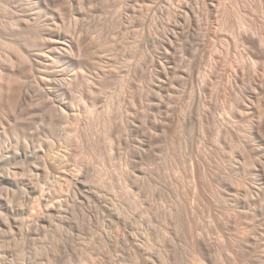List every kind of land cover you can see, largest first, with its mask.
Wrapping results in <instances>:
<instances>
[{
    "label": "bare ground",
    "instance_id": "6f19581e",
    "mask_svg": "<svg viewBox=\"0 0 264 264\" xmlns=\"http://www.w3.org/2000/svg\"><path fill=\"white\" fill-rule=\"evenodd\" d=\"M2 1L3 2L1 3L3 4H0V15L3 16V13H10L11 19L10 20L0 19V118H1L0 150L5 149L4 153L2 151L0 152V164L6 160L7 161L24 160L25 163L27 161L28 163L36 162V165H33V170L36 172L43 171L44 173L43 180L45 181L44 185H46V183L52 186H56V185L60 186L63 185V183L74 184L72 185L75 186L74 187L75 191L72 193L73 197L72 195L66 197V203H63L62 205H66V206L69 205L68 202H70V197L73 198L72 201H76L78 200V198L82 199L86 195H89L90 197L94 198L93 200L97 202L99 206H101L100 209L102 216H101L100 224L104 226L103 228L106 227L110 229V230L107 229L109 232L106 231V235L108 233V235L106 236V238H108V241L105 239L107 242L105 241L106 243L105 246L101 248L104 250L103 252H101L102 250L100 251V253H103V256L100 257L101 259H99L98 261L99 264H264V85L262 83L264 80L260 82L262 86H260L259 82L257 83L259 84L258 85L259 87H257V89L255 88L256 86L253 87L254 84L257 85L255 83L257 81L254 82L252 81L253 84L250 83L252 84V86L249 85L248 86L249 88L246 87L247 89H250V91L248 90L249 94L247 95V89H246L245 92L247 96H244L245 98L241 97L243 100L242 101L243 104H241L240 110L239 108H237V110L239 111L237 113H240L242 116L244 115L245 117H246L245 114L248 115L247 118L244 119L245 122L248 124L247 125L248 129L245 132L244 131L241 132L240 129H236V128L234 129L233 126L230 124V122L229 123L225 122L227 120L224 119L225 118L224 116L223 119L225 121H222L223 119L220 120L221 117L219 118L217 116L216 111L214 109L215 105L214 106L210 105V103L214 104V102H209V99L207 100L205 96V92H207L206 90L209 86L207 88L206 86L204 87L205 82L202 85L201 84L197 85L198 87L195 86L196 82H201L200 81L201 79L203 78L205 79L206 76L208 77V75H206L205 77L202 76L205 75V73L203 74L200 73L202 78L200 76V80L198 79L199 80L198 81L196 78L199 72L197 71L198 73H196L195 69H193L195 66H193L192 68L193 70H190L191 67L190 69H188L189 70L188 73H190L189 75L187 74V72H185L187 69H184V72L189 76V78L182 77V79H180L179 82L181 80L185 81V79L187 80L188 78L190 80L189 82L191 85L188 82V84L190 85V86L188 85L189 88L183 90V92L181 89V94L179 95L184 97L183 100H185L186 99L185 97L187 96L190 97L192 96V99L195 98V100H192L190 97L189 98L192 101H195L194 103L195 106L197 102L198 106L195 107V110L191 109V107H193V104L191 107L186 108L182 105L185 104V102H186L185 104L186 106L189 105L191 100L189 101V99H186L185 102L182 103L181 105L180 103L183 102V100L181 101L180 99L182 98L180 97L179 99L180 101H178L180 103L178 104L181 106L179 107L176 106L178 107L177 109L175 107L177 102L175 105H173L172 100L174 102L175 99L171 98V97H176L173 96L174 95L173 92H176L178 88L175 87L177 89L175 88L173 89L174 87V86L172 87L173 81L172 83H170L169 77L171 79L173 78V80L174 79L176 80V77H173L172 75L176 76V74L174 73H177L179 71V68L177 67H179V65L181 66L182 64L181 61L183 62L184 60L178 58L180 56V53L178 56V52H180L179 49H181L182 46H185L183 45L184 43L181 44L180 41L182 39H186L189 42L187 44H190L191 42L192 44L188 46L191 47V51L194 55L193 58L198 57L201 54V46L205 45L204 47L206 48V43H207L206 40H208L209 38L208 36V38L206 39V34H208L206 32L210 33V31H208V27H210V24L213 23V22L210 23V21H213L211 19H213L214 12L217 10V6H219L216 4L218 3L220 4V2L222 1L220 0V2L218 3H215V0H134L133 1L136 2L134 3L136 4V8L133 11L135 13L133 17L134 27H135V31L133 30L135 37L133 38L135 39V41L133 40V42L132 41L131 42L133 43V45L135 44V46L132 45V47L136 49V52H138L140 58L137 56L138 57L137 59V57L134 56V53L133 56L137 60L139 59L142 60V63L144 62V64L151 63L153 67L151 68L152 71L150 69L147 70L149 67L146 66L147 72L144 69L145 72L142 73V71L144 70L140 69L139 64H136L137 62L140 61L133 62L132 60H136V59L132 58L131 60L129 57L128 60L129 62L132 61L134 63V67L136 64L138 65V67L137 66L136 67L139 68L140 71L142 70L140 72L141 74L139 73V75L142 76V74H145L144 76L146 78L143 76V78H145L144 80L145 83H146V79L148 78L147 82L151 84L152 82H150V79H152L153 88L152 86L151 88L153 89L155 94L160 96V99H156L158 98V96H155L153 94H151L150 96V93H152L153 91L149 92L148 96L152 97L153 95L155 96V99L150 100L147 94L144 95L143 97L144 98L147 97L149 100L145 99L147 100V103L144 105L139 100L140 103L143 105L142 107L143 111L142 112L139 110L135 111V109L133 111L130 110V112L132 113L134 112V115L128 112L129 114H131V116L133 115L134 117L133 121L131 120L132 118L128 119L131 120V124H126L128 126L130 125L129 129L128 126L126 127V125L123 124V122L122 123L119 122L122 119V117L119 116V118L121 119L118 120L117 117L115 116L117 106L115 107L116 102L114 101L115 100L114 98L119 95V92H117L116 90L115 91L118 94L115 91L110 92L112 94L115 93L116 95L115 97L113 96L114 97L113 98L111 94H109L113 98L112 99L110 97V100L112 99V101L106 100L107 98L105 99L106 100L105 101L103 98L106 95L102 93V90L106 91V88L105 89L103 88V84L101 81L103 79V76L106 74L104 75L102 74V65H104L102 63V57L104 55L101 52L102 50L101 49H97L99 51L95 50V52L97 51V54L93 55L94 57L91 56L92 59L90 57L91 52L89 51H91L90 48H92L91 44L94 43L96 45L97 40L101 41L99 39L102 37L99 34V38L97 37L96 38L97 40L95 39V42L93 40V43L91 42V44L88 45V43L90 42H86V41L89 37V32H90L89 30L82 28L81 34L77 36L76 30L77 28L80 29V27H77V25H79L80 21H82L80 15L84 13V11L83 13H81L82 9L84 8L83 4L85 5L86 3H88V0L87 1L74 0L76 2L75 4H77L76 5L78 10L77 13L80 14L77 15V17L74 16V14H72L73 13L72 10L73 11L75 10L72 9L74 2L73 0H11V3L13 5L10 6L5 5V3L7 2L6 0H2ZM253 1L255 0H248V3H253ZM223 5L224 3L222 4V7L226 8L224 7L225 5L224 6ZM229 6L228 8H226V10H229ZM219 7L222 8L221 6ZM238 12L240 13L241 11L238 10ZM237 13H236L237 15L236 23L235 22L234 23L237 24L236 26L239 27L237 29V30L240 29L239 32L242 31L241 29H243L242 32H244L243 33L244 37H242L241 35L238 41L241 40V38H244L242 39V41L244 40V44H246V48L245 47L244 48L246 49L245 53L247 54V57L250 60V62L248 61V63L250 65L252 63L256 64L259 59H260L259 61H261V59L264 58V33H263L264 26L263 27L261 26L264 24H261L260 21H259L260 24H256L259 22H255L253 24L254 20H252L253 21L252 23H250L251 21L247 22L248 19L246 20V17L244 16L245 14H242L243 12H241L242 15ZM155 15L156 18L157 16H159L157 20L154 19L155 21H158L157 23L155 21L153 22V18ZM226 15H224L223 17H225ZM263 17H264V13H263ZM223 19H227V16L226 18ZM262 23H264V20L262 21ZM80 26L82 27L81 24ZM97 30L98 29H96V31ZM234 32L238 33V31H234ZM204 36L206 40H204ZM94 38H95V34H94ZM236 39L237 37L235 38V40ZM229 45L230 44H228L227 46ZM240 45L237 46L240 47ZM134 48H133V52L135 51ZM153 48L157 49V51L155 50L157 54L151 52ZM191 51L189 53H191ZM100 52L102 54H100ZM136 52L135 54H137ZM33 53L36 58L34 59L35 64H32L31 61L33 58L32 57ZM189 53H187L188 56L192 57L191 55L192 53L190 54L191 56L189 55ZM202 53L203 54H201V56L204 58L206 54L204 55V52ZM238 55L240 56V54ZM242 55L244 56V54ZM124 56L125 55H123V58L125 60ZM239 56L238 58H240ZM116 57L118 56L116 55ZM244 57H242V59ZM247 57H245V59ZM198 58L201 57L199 56ZM109 59H111V57H109ZM176 59H179L181 63L178 66L175 65V62L177 61ZM209 59L210 61L212 60L210 57ZM209 59H207V61H209ZM185 61L186 64L188 65L189 64L188 61L187 60ZM184 62L182 66L185 65ZM259 63L258 65H260ZM208 64L210 63L208 62ZM119 65L117 66L120 67ZM106 66L109 65L107 64ZM127 66L130 67V64H128ZM112 67L114 66L112 65ZM128 67L127 69H129ZM136 67L133 71L135 70L138 71ZM251 67L252 66H250V68ZM120 68L123 67L121 66ZM131 68L129 69V72ZM141 68H144V65ZM33 69L37 71L39 77L34 76L33 75L34 73L31 74L33 72ZM153 69L155 70L154 72ZM201 69L203 68L201 67ZM119 70L118 73L120 72ZM123 70L124 69H122V71ZM250 70H252V68ZM137 71L135 72V74H133L134 73L133 72L132 75H137L138 74ZM89 72H92V74L94 73L95 77L94 76H93L94 78L92 76L90 77V75L92 74L90 73V75H88ZM104 72L105 71L103 69V73ZM112 72L110 71V73ZM126 72L128 71L126 70ZM37 74L35 72V75ZM170 74L171 76H169ZM177 74H179V72ZM207 74L209 73L207 72ZM224 74L226 75V73ZM182 75L183 74H181V76ZM234 75L237 76L236 74ZM263 75L264 74H262V76ZM120 76H122V74ZM127 77L129 76L127 75ZM135 77L133 76L132 78ZM250 77L247 78L250 79ZM255 77L257 76H254V78ZM31 78H33L34 80H31ZM121 78L123 79L121 80ZM121 78H119L121 80L120 82L121 88L118 89L120 91H123V93L126 92L125 90L128 89L130 93L131 91L130 89L132 88L134 89V85L132 84L133 79L130 80L132 83H130V81L127 83L126 81H124L125 79L123 76ZM259 78L262 79V77ZM142 79L140 83H143ZM238 80L241 81L240 78ZM185 83L187 85V81H185ZM235 83L236 86L239 87L237 85L238 82ZM82 84L83 86H81ZM84 84L88 86L89 89H91L90 91H92V93L95 94V98H94L95 102L94 103L90 102L92 104H88L87 102L88 100L87 98H89V95L87 96L85 94V96H87L85 98V96L83 95L84 92L81 91L77 92L78 85L84 87L85 86ZM148 84L146 83V85ZM137 85L135 86V89ZM144 85L145 84H143V86ZM173 85L175 84L173 83ZM184 87L186 88L187 86ZM87 88H85L84 90L88 91ZM151 88H149V90ZM205 88L206 90L204 91ZM79 89L80 88H78V90ZM79 92L81 93L77 94ZM133 92H135V90ZM133 92L132 95L131 94L129 95L131 96L129 97L131 98L129 101L130 106L132 105V108H137V107L139 108L140 106L138 99L137 100H135L136 98L134 99ZM163 92H165L166 94H164ZM92 93L90 92L89 94L92 95ZM129 93L126 92V94ZM218 93L216 94L218 95ZM241 93H243L242 94L243 96L244 92L242 91ZM105 94L107 93L105 92ZM126 94H123L124 95L123 98H125ZM141 94L143 93L141 92ZM141 94H138L140 95L139 96L140 99L143 98ZM187 101L189 102L188 104ZM124 102L123 104H125ZM78 104L80 106H84L82 107L84 109L82 110V112L85 111L84 113H86L88 117L92 119L94 118L98 120V122L100 121V123L102 122L101 125L103 126L101 127H104L103 129L101 128L103 133L100 132V134H103L102 135L103 137L105 135L104 137L106 140L105 144L107 145V146L105 145V148L107 147L105 153H107L108 156L106 158L102 156L104 158V159L102 158V160H104V162L102 161L104 163V164L102 163V165L103 166L105 165L104 167H106L107 165V167L104 168L102 166V168L105 169V171L101 170L102 173L101 176H99L101 178L100 179L101 183L100 182L98 183L99 185L101 184V187L97 185L98 183L96 184L93 181L91 182L96 184L95 186H98L99 188L98 190L97 187H94L93 184L90 185L87 183L89 182L88 181L89 179H86L87 175L84 174V172L87 171L88 169L85 171L84 169H82V171H84L83 174L80 171L82 175H86V178H84L81 174L79 176L78 173L80 172H78L77 173L78 176L76 178L73 177V179L68 175L62 174V172L61 173L58 172L63 169L67 171L69 170L68 168L71 167L72 163L70 160L71 158H69V156H71L69 155L70 154L69 147H72L71 145H73L74 147L73 140L80 137L79 134L80 131L79 132L76 131L78 133L72 134L70 130H68V128H65L66 125L72 126L74 124L77 125L78 123L77 126H81L79 123L81 124L84 123L85 119L81 115L83 113L80 114L78 110L80 109V107L77 109ZM97 105H99L98 108ZM99 107H102V109ZM112 107L113 108L115 107L114 108L115 111L112 110ZM125 107L126 105L124 106V108ZM188 108H190L191 110L190 109L188 110ZM112 111L114 113H112ZM127 111L128 110L126 109L125 111L126 114ZM32 112L37 114H44L45 119L43 117V121L44 120L45 122L48 121L47 124L43 122L46 125L42 126L43 130L41 132L39 131L40 133L38 134V136H36L37 138L36 147L35 146L31 147V145L29 146L28 143L26 142V138L28 137V135L26 136L27 131L25 132V129H27L28 127H26L27 125H25L26 124L25 122L29 124L33 123V122H29V120L27 119L29 115L33 114ZM125 112L124 114L122 115L120 114V115L121 116L125 115ZM112 114H114V117ZM88 117H85L87 121H88L87 119ZM115 117L118 120V123L114 122ZM230 117H232V115ZM234 118L235 117H233V119ZM92 119L90 120L93 122L96 121ZM241 119L243 118H240L239 120ZM180 120L181 122L182 121L184 122L183 123L184 125L188 123H192L193 127L195 124L199 126L198 128L200 127L203 128L205 124H209L210 122L213 123L216 129L215 128L212 129L217 130L218 134L220 135L219 136L220 140H218V135L216 134L218 140L217 143L218 147L220 146V149L222 148L224 151L223 159L225 163L222 162L224 163V165L221 163L223 165L222 166L223 168L222 170L219 171H217L219 167L217 168L216 171H213L210 167L208 169H204V166H202L201 163L198 162V160L196 161V158L195 159L193 158L194 161L191 162L188 159H186L191 163L190 164L191 167L188 166L189 163H187L188 162L187 161L186 164L188 167L184 169V171L189 170L190 173L186 172L185 174L188 175L190 174L189 176L193 177V178L191 177V179H193L192 181L190 180V177L186 175L187 179L189 178L187 181L190 180L193 183L192 185V183L189 181L190 182L189 184L191 186V188L190 187L189 188L192 190L188 188L186 189V187L189 186V184L186 183L187 182L186 176L182 171L183 169L181 168L185 166L182 165L183 158L179 157L178 159L181 161L180 170L182 169L181 171L182 174H184L185 180L181 172L175 171L179 169H175L174 171L177 175L179 172L180 173L179 176L182 175L183 179L180 178L179 180L178 179L179 176H177L176 178V174L172 170L173 168H175V166L171 167V165L170 164L168 165V163L166 162L168 161L166 159H168V157L170 156L169 155L170 149H167L169 146L168 144L174 142V138L172 137L175 134V131L178 127V123ZM91 121H88L89 125L91 124ZM119 123H121V125ZM95 125H97V122ZM122 125H125V127L128 129L127 130L129 131L128 134L125 133L126 129H124V126ZM65 129H67L70 133L67 130L66 133ZM87 129H89V127ZM64 131L65 134L63 133ZM57 132L58 134H56ZM72 132H75V130ZM169 137L170 140H173V142H168ZM92 140L91 141L92 143H94V145H92L90 141L89 143L92 146H94L92 148L95 149L96 141H94V139ZM56 141H58V144H60L61 147L63 146V148H65V151L64 152L62 151V154H60L61 153L60 151L63 149H61L60 146L59 148L56 145ZM163 142L165 143L166 146L164 145ZM195 142L198 143L197 141ZM56 146L61 150L59 151L58 148H55ZM192 146L195 145L193 144ZM73 147L71 149H73ZM163 147L165 151H163L164 150ZM170 147L175 148L172 147V145ZM53 148L57 149L60 153L58 152L57 154H55L57 151L55 152V149ZM92 148L90 150H92ZM122 148L123 149L128 148V152L130 149H132L131 158H130V153L129 156L128 154L126 155L127 152L123 154L124 156H122L121 152L126 151L123 150ZM215 148L217 149V147ZM190 149H192L191 151L193 152L194 149L193 148ZM53 150H54V154H51ZM133 151L137 153V157L133 159L135 163L134 161L129 162V160L133 158L132 157ZM165 152H167V154ZM213 153H211V155H213ZM164 154H166L167 156ZM77 155H75L74 164H76L75 166L78 167L80 165L79 159L81 158H78L79 156L77 157ZM119 156L124 158L128 156L130 158V159L126 158L128 159L127 164H125L126 166H124L125 162L123 163L124 158H120ZM206 158L209 162H211L213 158L216 157L209 156ZM126 159L124 161H126ZM223 159L221 160L223 161ZM119 160L120 162L123 163L124 167L122 166V164L121 165L119 164ZM108 161L110 164L107 163ZM166 163L168 165V168L169 167L172 168L171 170L173 174H170L171 170L169 171V173L167 172V170H169L170 168L169 169L165 168L164 170L163 167L164 166L167 167ZM108 164L111 166L110 168H108L109 167ZM176 166H178V164ZM189 168H191L192 170ZM190 170L192 171L193 175L191 174ZM205 174L213 175L211 177L214 180V183L213 185L211 184L212 186H210L211 187L210 190H212L211 198H209V195L207 194V189H206L207 186L206 183L204 182ZM90 175L92 176V173L90 174L89 172V176ZM40 178L39 177H36V179L31 178L33 180L24 179V178L19 179L15 177V175H13L11 171L3 170L2 172H0V183L22 182L24 185H26L24 187H27L30 190L28 191V193L29 192L39 193L40 191L43 192L46 189L42 187L43 185H40L42 182H44ZM61 178H65V180L63 179L62 181ZM85 179L87 180V182ZM192 186L194 187V189L192 188ZM193 190L195 191L194 193L192 192ZM51 195H52L51 192H47V193L45 192L44 199L48 202L51 201L50 200ZM194 197L196 198L198 197L197 201H200V203L202 202V199L203 200L206 199V204H204L202 208L195 207L196 205H193L192 203V199ZM2 201L4 203H7L4 201V199H2ZM71 208L72 207H70V209ZM6 211H7L6 214L13 213L14 212L13 205L11 207L7 203ZM4 213H0V218L4 217L5 215ZM205 217H208L210 222H207L205 220ZM41 226L39 225V227ZM26 228L27 227H25L24 230ZM92 229L89 228V231L91 230V232H93ZM104 238H105V234H104ZM41 251L43 252L45 257L46 256L49 257V255L51 254L48 253V249H45V247L42 246H41ZM111 252H113L114 255H112L113 253ZM107 253L108 255L110 253L109 257L106 255ZM88 254L89 255L86 254V256H89V258L86 257L84 259L85 260L84 264H88V263L93 264L91 263L93 257L92 259L90 258L92 256V253H88ZM105 256H107L109 260H107ZM48 257H46V261L45 260L38 262L32 261L28 264H48L47 261ZM0 261L3 262L2 260ZM94 263L97 264V262Z\"/></svg>",
    "mask_w": 264,
    "mask_h": 264
},
{
    "label": "rangeland",
    "instance_id": "374dc122",
    "mask_svg": "<svg viewBox=\"0 0 264 264\" xmlns=\"http://www.w3.org/2000/svg\"><path fill=\"white\" fill-rule=\"evenodd\" d=\"M7 2L5 3V5H8V6H10V5H13L12 3H11V0H6ZM74 1V0H73ZM87 1V0H86ZM134 0H88V3H86L85 5L83 4V6H84V8L82 9V11H81V13H83V11H84V13L83 14H79V13H77L78 12V10H77V7H76V5L77 4H75L76 2L74 1L73 2V6H72V9H75L74 11L72 10V14H74V16H76L77 17V15H80L81 16V19H82V21H80V23H79V25H77V27H80V29H78L77 28V30H76V32H77V36H79L80 34H81V29L82 28H85V29H87V30H89L90 32H89V37H88V39H87V41L86 42H90V43H88V45H90L91 44V42L93 43V40H94V42H95V39L98 37L99 38V34H100V36L102 37V38H100L99 40H101V41H98L97 39V43H96V45L93 43V44H91V46H92V48H90V50L91 51H89V52H91V55H90V57L91 56H93V55H96L97 54V51H99V50H97V49H101L102 51V53L104 54L103 55V57H102V63L104 64V65H102V74L104 75V74H106V75H102L103 76V79H102V84H103V88L105 89L106 88V91H103L102 90V93H104V95H106V96H104L103 98H104V100L106 99V100H109V101H112V99L116 96L115 95V93L114 94H112V93H110V92H114L115 90L117 91V92H119V95L118 96H116L114 99V101L116 102V105H115V102H114V105H115V107L117 106V110H116V117H117V119L118 120H120L121 118H119V116L120 117H122V121L120 120L119 122H123V124H131V120L133 121V115H134V112L132 113V112H130V110H134L135 109V111H143L142 109V107H143V105L144 104H146L147 103V100H149L147 97H143L144 95H146L147 94V96H148V94H149V92H152L153 91V81H152V79H150V82H152L151 84L149 83V82H147V79H146V83L148 84V85H150V86H148V85H146V83L144 82V80H145V74H142V76L141 75H139V73L142 71H140V69H145L146 70V68L147 67H149L147 70H151L152 71V69L151 68H153L152 67V65H151V63H149V64H144V62L142 63V60H137L138 59V57H139V55H138V52H136V49L134 48V47H132V45H133V40L135 41V39L133 38V37H135V34H134V32H133V30L135 31V27H134V15H135V13L133 12L134 11V9L136 8V4H134V3H136V2H133ZM222 2H220V0L219 1H217V0H215V3H218V2H220V4L218 3V4H216V5H219V6H221L222 7V4L224 3V7H226V8H228V6H229V10H226V8H220L219 6H217V10L216 11H219V12H214V16H213V19H211V20H213V21H210V23L211 22H213V23H211L210 24V27H208V31H210V33L209 32H206V33H208V34H206V39L208 38V36H209V38H208V40H206L205 39V36H204V40H206L207 41V43H206V48L204 47L205 45H203V46H201V54H203L202 52H204V55L206 54V56H204V58L201 56V54L199 55L201 58H198V57H194L193 58V53H192V51H191V47H189L192 43L190 42V44H187V43H189L188 42V40H186V39H182L181 41H180V43L181 44H183V45H185V46H182V50H183V52L185 53H183L182 52V50L181 49H179V51L180 52H178V56H179V53H180V56L178 57V58H180L181 60H183V62L185 61V60H187L188 61V65L186 64V61L184 62L185 63V65H183L182 66V64H183V62L181 61V63H180V60L179 59H176L175 61L177 62H175V65L176 66H178L179 64H181V66L179 65V67H177V68H179V74H177V73H174V74H176V76L175 75H172L173 77H176V80L174 79L173 80V78L171 79L169 76H171V74L168 76L169 77V82L170 83H172V81H173V83L175 84V85H173V83H172V87H173V89L175 88V87H177L178 88V90H176V92H173L174 93V95L173 96H176V97H171L172 99H175L174 100V102H173V100H172V103H173V105H175L176 104V102H177V104L178 103H180V102H178V101H182L183 99H184V97H182L181 95H179V94H181V89H182V92H183V90H185V89H187V88H189V86L191 85L190 84V80L188 79L189 78V74L190 73H188L189 72V70L188 69H190V67H191V69L190 70H193V69H195V71H196V73H198L199 72V74H197V80L199 79L200 80V73L201 74H203V73H205V75H202V76H206V75H208V77L206 76L205 77V79L203 78V79H201L200 81L202 82L203 80H205V81H203L202 83L201 82H196L195 84V86H197V85H202L204 82V87L206 86V88L208 87V88H210V89H208L207 88V90H206V88L204 89V91L206 90L207 92H205V96H206V99L208 100L209 99V102H214V104H212V103H210V105H215V107H214V109H215V111H216V114H217V116L220 118V120H222L224 117V119L225 120H227V121H225L224 119L222 120V121H225V122H227V123H229L230 122V124L233 126V128L235 129H240V131L241 132H245V131H247V129H248V124L245 122V120L244 119H246L247 118V114H245V113H243V114H245L246 115V117L243 115H241L240 113H237V112H239L238 110H237V108H239V110L241 109L240 107H241V104H243V100H242V98H245L244 96H247L249 93V91H250V89H247V88H249L248 86L250 85V86H252V81L254 82V81H257V82H255L256 84L259 82V84H260V86H262V84L260 83L261 81H263L264 79V75L262 76V74H264V58L263 59H261V61H257V63L256 64H253L252 62V64L250 65L249 63H248V61L250 62V60L248 59V57H247V54L245 53V48H246V44H244V40L242 41V39H244V38H241V40H239L238 41V39H239V37L242 35V37H244V32H242L243 31V29H241L242 31V34H241V32H239V30H237L239 27L238 26H236L237 24H235L236 23V18H237V15H236V13L238 12V10L239 11H241V12H243L242 14H245L244 16L246 17V20H247V22H250V23H252L253 21L252 20H254V22H253V24L255 23V22H261V24H264V23H262V21L264 20V17H263V13H264V0H255V1H253V3H248V0H221ZM228 1V2H227ZM1 2H3L2 0H0V4H3V3H1ZM11 3V4H10ZM128 3V4H127ZM227 3V4H226ZM238 3V4H237ZM249 4H251V5H249ZM255 5V6H254ZM89 6V7H88ZM88 7V8H87ZM218 7H219V9L221 10H219L218 9ZM131 8V9H130ZM255 8V9H254ZM127 9V10H126ZM133 9V10H132ZM225 9V10H224ZM252 11H251V10ZM86 10V11H85ZM226 13H225V12ZM229 11V12H228ZM246 11V12H245ZM76 14H75V13ZM223 13V15H222V13ZM241 12L239 13H237V14H241ZM253 12V13H252ZM215 13H216V15H215ZM227 13H229V14H227ZM6 14V15H5ZM9 14V15H8ZM227 14V15H226ZM241 14V15H242ZM84 15V16H83ZM129 15V16H128ZM224 15H226L227 16V19H223V18H226V16L225 17H223ZM228 15H229V17H228ZM251 17H250V16ZM88 16V17H87ZM258 16V17H257ZM249 17V18H248ZM262 17H263V19H262ZM6 18V19H5ZM157 18H159V16H157ZM157 18H156V15L154 16V18H153V22L155 21V20H157ZM0 19L1 20H10L11 18H10V13H3V16H1L0 15ZM131 19H133V20H131ZM155 19V20H154ZM224 20V21H223ZM225 20H226V22H225ZM222 21V22H221ZM82 22H84V23H82ZM156 23L158 22V21H155ZM225 22V23H224ZM235 22V23H234ZM260 22L259 23H256V24H260ZM98 23V24H97ZM133 23V24H132ZM80 24L82 25V27L80 26ZM92 25H93V27H92ZM94 26H95V28L96 29H98L97 31H96V29L94 28ZM208 26H209V24H208ZM234 26H235V28H234ZM262 27L264 26V25H261ZM260 26V27H261ZM155 27H156V24H155ZM92 28V29H91ZM94 28V29H93ZM134 28V29H133ZM102 29V30H101ZM132 29V30H131ZM235 29V30H234ZM262 29V28H261ZM263 29H264V27H263ZM262 29V30H263ZM99 30H100V32H99ZM234 31H238V33H236V32H234ZM96 32H97V34H96ZM102 33V34H101ZM104 33V34H103ZM264 33V32H263ZM94 34H95V38H94ZM234 34V35H233ZM103 35H104V37H103ZM237 35V36H236ZM239 35V36H238ZM91 37V38H90ZM113 37H115V38H113ZM237 37V39L235 40V38ZM92 38H94V39H92ZM91 39V40H90ZM186 41V43H185V41ZM132 41V42H131ZM218 41H220V42H218ZM221 41H223V42H221ZM236 41H238V42H236ZM99 42H101V43H99ZM204 43H205V41H204ZM203 43V44H204ZM224 43V44H223ZM242 43V44H241ZM228 44H230L229 46H227ZM241 44V45H240ZM244 44V45H243ZM94 45V46H93ZM100 45V46H99ZM189 45V46H188ZM225 45H226V47H225ZM237 45H240V47L239 46H237V48H236V46ZM90 46V47H91ZM133 46H135V44L133 45ZM187 46V47H186ZM217 46V47H216ZM94 47V48H93ZM97 47V48H96ZM100 47V48H99ZM188 47H189V50H188ZM229 47V48H228ZM245 47V48H244ZM133 48H134V52H133ZM183 48H185V49H183ZM186 48H187V50H186ZM204 48V49H203ZM216 48H217V50H216ZM235 48H236V50H235ZM242 48V49H241ZM238 49H239V51H241V52H239L238 51ZM241 49V50H240ZM95 50H97L96 52H95ZM156 50L157 51V49L155 48H153L152 49V53H156L157 54V52L154 51ZM229 50V51H228ZM244 50V51H243ZM93 51V52H92ZM146 51V50H145ZM144 51V52H145ZM191 51V53H189ZM100 52V54H102ZM135 52L137 53V54H135ZM147 52V51H146ZM237 52H239V53H237ZM243 52V53H242ZM94 53V54H93ZM133 53H134V56H138L137 57V59L133 56ZM151 53V54H152ZM183 53V54H182ZM187 53H189V55L191 54L192 55V57H189L188 56V54ZM209 53V54H208ZM237 55H236V54ZM143 54V53H142ZM238 54H240V56L238 55ZM242 54H244V56L245 57H247L246 59H245V57L242 55ZM33 56V58H32V64H35V62H34V59H36L35 58V55H34V53L32 54ZM116 55L118 56V57H116ZM123 55H125L124 57H125V60H124V58H123ZM128 55V56H127ZM182 55V56H181ZM190 55V56H191ZM213 55V56H212ZM236 55V56H235ZM107 58H106V57ZM212 56V57H211ZM233 56V57H232ZM238 56L240 57V58H238ZM244 57L243 59H242V57ZM94 57V56H93ZM109 57H111V59H109ZM114 57V58H113ZM127 57V58H126ZM128 57L132 60V58H134V59H136V60H132L133 62H137V61H140V62H137L136 64H139V67H140V69L139 68H137L138 67V65H136L135 64V67H136V69H138V71L137 70H135V71H133L134 69H135V67H134V63L132 62V61H130L129 62V60H128ZM182 57V58H181ZM186 57H187V59H186ZM206 57V58H205ZM209 57L213 60H211L210 61V59H209ZM140 58V57H139ZM193 58V59H192ZM197 58V59H196ZM228 60H227V59ZM91 59H92V57H91ZM94 59V58H93ZM121 59V60H120ZM207 59H209V61H207ZM214 59H215V61H214ZM223 59V60H222ZM248 59V60H247ZM112 60V61H111ZM127 60V61H126ZM238 60V61H237ZM107 61V62H106ZM115 61V62H114ZM117 61V62H116ZM126 61V62H125ZM226 61V62H225ZM120 62V63H119ZM125 62V63H124ZM127 62H129V63H127ZM193 62V63H192ZM208 62L210 63V64H208ZM224 62V63H223ZM245 62V63H244ZM260 62V63H259ZM109 65V66H106L107 64ZM113 63V64H112ZM125 65H124V64ZM203 63V64H202ZM220 63V64H219ZM258 63L260 64V65H258ZM115 67H112V65ZM119 65L120 67L122 66L123 68H120V67H118L117 65ZM128 64H130V67H128L127 65ZM141 64V65H140ZM192 64V65H191ZM222 64V65H221ZM262 64V65H261ZM124 65V66H123ZM143 65H144V68H141V67H143ZM148 65H150V66H148ZM189 67H187V66ZM200 65H202V66H200ZM208 65H209V67H208ZM225 65V66H224ZM252 66L251 68H252V70H250L251 68H250V66ZM34 66V65H33ZM105 68H104V67ZM125 66H127L129 69L131 68V66H132V68H131V70H130V72H129V69H127V67H125ZM147 66V67H146ZM187 68H186V67ZM193 66H195L194 68H193ZM200 66V67H199ZM248 68H247V67ZM254 66H257V67H254ZM36 67V66H35ZM112 67V68H111ZM182 67V68H181ZM184 67V68H183ZM201 67L204 69L205 67V69L203 70V69H201ZM209 69H208V68ZM229 67V68H228ZM246 67V68H245ZM119 68H120V70H119ZM181 68V69H180ZM193 68V69H192ZM199 68V69H198ZM212 68V69H211ZM228 68V69H227ZM254 68H256V69H254ZM258 68V69H257ZM261 68V69H260ZM80 69V68H79ZM79 69H78V71H79ZM103 69H104V73H103ZM106 69V70H105ZM113 69V70H112ZM122 69H124L123 71H125V72H123L122 71ZM184 69H187L185 72H187V74L184 72ZM226 69H227V71H226ZM254 69V70H253ZM34 70L35 69H33V72L31 73V74H33L34 76H36V77H39V75L37 74V71L35 70V72H36V74L38 75H35V72H34ZM81 70V69H80ZM118 70L120 71L119 73H121L122 74V76L124 77V81H126L127 83L130 81V80H132V82L130 81V83H132L133 85H134V89L132 88V89H130L132 92L135 90V92H133L134 94H133V96H134V99L135 100H137L138 99V102H139V108L137 109V108H132V105L130 106V99L131 98H129V97H131V96H129L130 94L132 95V92L130 91V93H129V90L127 91V90H125L127 93H129V94H126V92H124L123 93V91H120L118 88H121V84H120V82H121V80L123 79V78H121L122 76H120L121 74H119L118 73ZM126 70L129 72H126ZM145 70L144 71H142V73L143 72H145ZM147 70H146V72H147ZM230 70V71H229ZM241 70H242V72H241ZM110 71L112 72H114V71H116V72H112V73H110ZM137 71V75H132V73L133 74H135V72ZM155 70L153 69V72H154ZM181 71V72H180ZM184 73H183V72ZM198 71V72H197ZM209 73V74H207V72ZM217 71H218V73H217ZM232 71V72H231ZM247 71V72H246ZM249 71V72H248ZM252 71V72H251ZM259 71H261V72H259ZM152 72V73H153ZM90 73L92 74V72H89V74L88 75H90ZM123 73H124V75H123ZM128 73V74H127ZM213 75H212V74ZM222 73V74H221ZM224 73H226V75L224 74ZM230 73V74H229ZM250 73H252V74H250ZM262 73V74H261ZM114 74V75H113ZM119 74V75H118ZM129 76V77H135V76H137V77H135V78H129V77H127V75ZM131 74V75H130ZM141 74V73H140ZM181 74H183L182 76H181ZM224 74V75H223ZM234 74H236L237 76H235ZM240 74V75H239ZM255 74V75H254ZM113 75V76H112ZM199 75V76H198ZM210 75V76H209ZM252 75V76H251ZM257 76V77H255L254 78V76ZM34 76H33V78H34ZM95 77V74L93 73L92 75H90V77ZM121 78V80L118 78ZM140 76V77H139ZM143 76L145 77V78H143ZM202 76H201V78H202ZM224 76V77H223ZM226 76V77H225ZM252 77V80H251V77ZM93 77V78H94ZM112 77V78H111ZM143 79H142V78ZM182 77H188L187 78V80L185 79V81H187V85H186V83H185V81H183V80H181L180 82H179V80L180 79H182ZM199 77V78H198ZM242 77H244V78H242ZM247 77H250V79L249 78H247ZM259 77H262V79L261 78H259ZM33 78H31V80H34ZM92 78V79H93ZM126 78H127V80H126ZM138 78V79H137ZM235 78H240V80L241 81H239L238 79H235ZM246 78V79H245ZM254 78V79H253ZM260 80H259V79ZM120 81H119V80ZM135 79V80H134ZM141 79H142V82L143 83H140L141 82ZM171 79V80H170ZM184 79V78H183ZM211 79V80H210ZM248 79V80H247ZM198 80V81H199ZM207 80V81H206ZM234 80H236V81H234ZM243 80V81H242ZM244 80H246V81H244ZM135 81V82H134ZM149 81V80H148ZM175 81V82H174ZM209 81V82H208ZM227 81V82H226ZM138 83V85H137V83ZM179 82V83H178ZM188 82H189V84H188ZM220 82V83H219ZM235 82H238L237 83V85L239 86V87H237L236 86V83ZM242 82H246L247 83V85H246V83L244 84V83H242ZM155 83V82H154ZM178 83V84H177ZM197 83H199V84H197ZM212 83V84H211ZM214 83H216L217 85H220V86H217L216 84H214ZM240 83H242V84H240ZM250 83H252V84H250ZM263 83V85H264V81L262 82ZM137 85V87H136V89H135V86ZM143 84H145L144 86H143ZM259 84H257V85H255L254 84V86L253 87H255L256 89H257V87H259L258 85ZM85 85V84H84ZM119 85H120V87H119ZM140 85V86H139ZM180 85H182V86H180ZM187 86L186 88L184 87V86ZM189 85V86H188ZM211 85V86H210ZM226 85H227V87H226ZM81 86H83V84L81 85ZM81 86H79L78 85V87H77V92L78 91H81V92H84V96H85V94L88 96L89 95V98H87L88 100H87V102H88V104H92V103H94L95 102V94L94 93H92V91H90L91 89H89V87L88 86H84V87H81ZM139 86V87H138ZM143 86V87H142ZM148 86V87H147ZM151 86H152V88H151ZM223 86V87H222ZM236 86V87H235ZM88 87V88H87ZM148 89H147V88ZM172 87H171V89H172ZM184 87V88H183ZM198 87V86H197ZM215 87V88H214ZM218 87V88H217ZM247 87V88H246ZM78 88H80L79 90H78ZM83 88V89H82ZM85 88H87V90L89 91V93L91 92L92 93V95L94 96H92V95H90L89 93H88V91H86V90H84ZM143 88H145V89H143ZM149 88H151L150 90H149ZM177 88H175V89H177ZM180 88V89H179ZM213 88V89H212ZM236 88H237V91H236ZM246 89H247V95H246ZM145 90V91H144ZM180 90V91H179ZM209 90V91H208ZM249 90V91H248ZM86 91V92H85ZM108 91H109V93H108ZM115 91V92H116ZM210 91H211V93H210ZM217 91V92H216ZM229 91V92H228ZM243 91L244 92V95L242 96V94L243 93H241V92ZM81 92H79V93H77V94H80ZM105 92L108 94H105ZM116 92V93H117ZM121 92V93H120ZM141 92L143 93V94H141ZM177 92H179V93H177ZM208 92H209V94H208ZM219 92V93H218ZM226 92V93H225ZM228 92V93H227ZM233 92V93H232ZM136 93V94H135ZM164 94H166L165 92H163ZM171 93V92H170ZM177 93V94H176ZM206 93H207V95H206ZM216 93H218V95L216 94ZM109 94H111V96L113 97H111ZM118 94V93H117ZM123 94H126L125 95V98H123L124 97V95ZM138 94H141V96L143 97V98H141L140 99V95H138ZM151 94H153V95H155V96H158L157 94H155V92L153 91L152 93H150V96H151ZM176 94V95H175ZM152 95V97H149L150 98V100H152V99H155V96H153ZM178 95V96H177ZM209 95V96H208ZM220 95V96H219ZM229 95V96H228ZM87 96H85V98L87 97ZM92 96V97H91ZM108 96V97H107ZM136 96V97H135ZM209 98H208V97ZM213 96V97H212ZM110 97L112 98L111 100H110ZM128 99H127V98ZM139 97V98H138ZM180 97L182 98V99H180ZM188 97V98H187ZM187 97H185L186 99H189V101L192 99V96L190 97V96H187ZM191 99H190V98ZM215 97H217V98H215ZM227 97V98H226ZM242 97V98H241ZM215 98V99H214ZM125 99V100H124ZM127 99V100H126ZM143 99V100H142ZM145 99H147V100H145ZM156 99H160V96H158V98H156ZM180 99V100H179ZM185 99V100H186ZM93 100V101H92ZM105 100V101H106ZM141 101V103H143V105L140 103V101ZM145 100V101H144ZM185 100H183V102H181L180 104L182 105V103H184L185 102ZM192 100H195V98H193ZM191 100V104L187 101V104L189 103V105H185L186 104V102H185V104H183L182 106H184V107H191L192 106V104H193V107H191V109H193V110H195V107L196 106H198L197 104V102H196V106H195V101H192ZM125 101V102H124ZM241 101V102H240ZM90 102H92V103H90ZM123 102L125 103V104H123ZM138 102H137V104H138ZM145 102V103H144ZM217 102V103H216ZM237 102V103H236ZM240 103V104H239ZM175 105V107L176 106H181V105ZM126 105V107L124 108V106ZM129 105V106H128ZM98 106L99 105H97V108H98ZM238 106V107H237ZM80 107V109H78ZM82 107H84V106H80L79 104H78V107H77V109L79 110V113L81 114V113H83V114H81L83 117H84V123L86 124V118L85 117H88V115L86 114V113H84L85 111H83L82 112V110H84ZM114 107V108H115ZM128 107V108H127ZM178 107H176L177 109H178ZM99 108H101L102 109V107H99ZM114 108L112 107V110L113 111H115L114 110ZM118 108H120V109H118ZM100 109V110H101ZM125 109V110H124ZM126 109L128 110L127 111V114H129V113H131V114H133L132 116H131V114H129L130 115V118H129V115H127L126 114ZM190 108H188V110H189ZM190 109V110H191ZM217 109V110H216ZM235 109V110H234ZM80 110H81V112H80ZM99 110V111H100ZM187 110V109H186ZM232 110V111H231ZM112 111V113H114ZM118 111H120V112H118ZM121 111H123V112H121ZM236 111V112H235ZM117 112H118V115H117ZM124 112H125V115H123V116H121L122 114H124ZM129 112V113H128ZM33 114H31V115H29V117H30V119H29V117L27 118L28 120H29V122H33V123H27V122H25L26 124L25 125H27L26 127H28L27 129H25V132L27 133L26 134V136L28 135V137L26 138V142L28 143V145L30 146L31 145V147H33V146H35L36 147V136H38V134L43 130L42 129V126L44 125H46L47 124V118H46V121L47 122H45V120L43 121V117H44V119H45V116H44V114H37V113H34V112H32ZM36 114V115H35ZM85 114V115H84ZM121 114V115H120ZM177 114V113H176ZM43 115V116H42ZM87 115V116H86ZM113 115V117H114V114H112ZM232 115V117H230ZM241 115V116H240ZM224 116V117H223ZM239 116V117H238ZM39 117V118H38ZM116 117H115V123L117 122L118 123V120L116 119ZM230 119H229V118ZM233 117H235L234 119H233ZM132 118V119H131ZM240 118H243V119H241V120H239ZM88 119V121H91L90 119H92V118H90V117H88L87 118ZM94 119V118H93ZM92 119V120H93ZM128 119H131V120H128ZM0 120H1V118H0ZM28 120H26V121H28ZM33 120V121H32ZM40 120V121H39ZM94 120H96V119H94ZM117 120V121H116ZM239 120V121H238ZM87 121V124L85 125L83 122V124H81V123H79L81 126H77L78 125V123H77V125L76 124H74V125H72V126H65V128H68V130H70V132L72 133V134H74V133H78L79 131V134H80V137L79 138H77V139H74L73 140V144H74V147H73V145H71L72 147H73V149H71L72 147H69L70 148V154L69 155H71V156H69V158H71L70 160H71V167L70 168H68L69 170H61V171H58V172H62V174H65V175H68L69 177H71L72 179H73V177L74 178H76L77 176H78V174H79V176H80V174H81V172H82V174H83V172L85 171V170H87V171H85L84 172V174H86L87 175V178H86V175H82L84 178H86V179H89L88 181L90 182H87V180H86V182L88 183V184H93L94 185V187H97V190L99 189L98 188V186H100L101 187V184L99 185V183L98 182H100L101 183V178L99 177V176H101V173H102V171L101 170H103V171H105V169H103L102 168V163L104 162V160H102V156H104V158H106L108 155H107V153H105V150H107L106 148H105V143H106V140H105V135H104V137L102 136L103 134H100V132L101 133H103V131L101 130V128L103 129L104 127H101V126H103V125H101L102 124V122L100 123V121L98 122V120H96V121H91V124L89 125L88 122ZM130 123H129V122ZM236 121H237V123H236ZM244 121V122H243ZM43 122H45V123H43ZM96 122H97V125H95L96 124ZM128 122V123H127ZM232 122V123H231ZM93 123H95V124H93ZM121 123H119L120 125H121ZM184 122L182 121L181 122V120L179 121V123H178V127H177V129H176V131H175V134L173 135V137L172 138H174V142H173V140H170V137H169V140H168V142H173V143H169L168 144V142H167V144L169 145L168 146V148L167 149H170V156L168 157V159H166V160H168V161H166L167 163H168V165L170 164L171 165V167H174L175 166V168H168V165H167V163H166V165H167V167L166 166H164L163 168H164V170H165V168L166 169H169V170H167V172L169 173V171L172 169L173 171L175 170V169H179V170H175L176 172L177 171H179V172H181V174H182V171H183V173L185 174L186 172H189V170H185L184 171V169H186L188 166L189 167H191V161H194V159L196 158V161L198 160V162H200L201 163V165L202 166H204V169H208L209 167L213 170V171H216L217 170V168H218V170L217 171H219V170H222V166L224 165V163H225V161H224V159H223V155H224V151H223V149L221 148L220 149V146L218 147V140H220L219 138V134H218V132H217V130H213L214 128H215V125L213 124V123H209V124H205V126H203V128H204V131H203V128L202 127H200L201 128V131H200V128H198L199 126H197V125H195L194 124V127H193V124L192 123H188V124H183ZM239 123V124H238ZM244 123V124H243ZM29 124V125H28ZM238 124V125H237ZM34 125V126H33ZM71 125V124H70ZM87 125H88V127H89V129H87L88 127H87ZM94 125V126H93ZM125 125H122V126H124V129H126V131L129 129V127H130V125L128 126V125H126V127L128 126V129L125 127ZM243 125H244V127H243ZM246 125V126H245ZM85 126V127H84ZM207 126V127H206ZM81 127V128H80ZM84 129H83V128ZM87 127V128H86ZM92 127V128H91ZM243 127V128H242ZM213 128V129H212ZM80 129V130H79ZM216 129V128H215ZM246 129V130H245ZM67 129H65V131H66ZM67 130V131H68ZM75 130V132H72V131H74ZM81 130H82V132H81ZM195 130H196V132H195ZM206 130V131H205ZM40 131V132H39ZM65 131L63 132L64 134H65ZM67 131H66V133H67ZM76 131H78V132H76ZM125 131V133L126 134H128L129 133V131H127L126 132ZM194 131V132H193ZM213 131V132H212ZM69 132V131H68ZM69 132V133H70ZM86 134H85V133ZM193 132V133H192ZM204 133V134H203ZM56 134H58V132L56 133ZM64 134H62V135H64ZM192 134V135H191ZM216 134L218 135V140H217V136H216ZM30 135V136H29ZM87 135V136H86ZM203 135H205V136H203ZM32 136H33V138H32ZM129 136V135H128ZM59 137V136H58ZM102 137H103V139H102ZM196 137H197V140H196ZM204 137V138H203ZM80 138H81V140H80ZM171 138V139H172ZM189 138V139H188ZM207 138V139H206ZM210 138H212V139H210ZM216 138V139H215ZM30 139V140H29ZM79 139V140H78ZM92 139H94V141H96L95 142V149L94 148H92V147H94V146H92V145H94V143H92ZM96 139V140H95ZM199 139V140H198ZM201 139V140H200ZM214 139V140H213ZM34 140V141H33ZM92 140V141H91ZM197 141L198 143H196L195 141ZM212 140V141H211ZM30 141H32V142H30ZM89 141L91 142V144L89 143ZM202 141V142H201ZM31 143V144H30ZM164 143V142H163ZM191 143V144H190ZM195 145V146H192L193 144ZM34 144V145H33ZM217 144V145H216ZM56 145L59 147L60 146V144H58V141H56ZM85 145H88V146H85ZM164 145H165V143H164ZM172 145V147H175V148H171L170 146ZM174 145V146H173ZM190 145V146H189ZM198 145V146H197ZM55 147V148H58V147ZM107 146V145H106ZM166 146V145H165ZM164 146V147H165ZM199 146H201V147H199ZM61 147V146H60ZM59 147V148H60ZM164 147H163V149H164ZM188 147H189V149H188ZM215 147H217V149L215 148ZM55 148H53V149H55ZM58 148V149H59ZM92 148V150H90ZM190 148H193L194 150H193V152L191 151L192 149H190ZM215 148V149H214ZM32 149V148H31ZM61 149H63V150H61ZM61 149H59V151L61 152H59L57 149H55V154H57L58 152L60 153V154H62V151L64 152L65 151V148H63V146L61 147ZM85 149V150H84ZM123 149V148H122ZM166 149V150H167ZM196 149V150H195ZM214 149V150H213ZM4 150L5 149H3V150H0V152L2 151L3 153H4ZM87 150V151H86ZM123 150H126L125 152H123L122 150H120V151H122L121 152V154H122V156H124L123 154H125L126 152V155L128 154V156H129V153H130V158H131V153H132V149H130L129 150V152H128V148H125V149H123ZM190 150V151H189ZM220 150V151H219ZM222 150V151H221ZM71 151H73V152H71ZM163 151H165V149L163 150ZM198 151H200V152H198ZM218 151V152H217ZM82 154H81V153ZM89 152V153H88ZM93 152V153H92ZM169 152V151H168ZM190 152V153H189ZM192 152V153H191ZM214 152V153H213ZM217 152V153H216ZM222 152V153H221ZM72 153H73V155H72ZM135 152L133 151V155H135V156H133L132 155V159H130L128 156H126V158H128V159H130L129 160V162L130 161H134L133 159H135L136 157H137V153H135ZM166 154H167V152H165ZM211 153H213V155H211ZM51 154H54V150L52 151V153ZM77 155V157L78 158H81V159H79L80 161V165L77 167V166H75L76 164H74L75 162V155ZM106 154V155H105ZM166 154H164V155H166ZM210 154V155H209ZM215 154V155H214ZM193 155H195V156H193ZM206 155H209V156H214V157H216V158H213V160L211 161V162H209L208 160H207V158L206 157H209V156H206ZM74 156V157H73ZM82 156V157H81ZM121 156V155H120ZM119 156V157H120ZM167 156V155H166ZM179 157H181V158H183L182 159V165H185V166H183V167H181V161L178 159ZM198 157V158H197ZM103 158V159H104ZM120 158H124V157H120ZM126 158H124V160L126 159ZM167 158V157H166ZM190 158V159H189ZM194 158V159H193ZM119 159V158H118ZM128 159H126V161H124L123 159V163H124V166H126L125 164H127V161H128ZM180 161H178V160ZM186 159H188V160H185ZM193 159V160H192ZM221 159H223V161L221 160ZM82 160V161H81ZM121 160V161H122ZM14 161V162H13ZM17 161V162H16ZM11 160V161H3L1 164H0V172H2L3 170L5 171V170H7V171H11L12 173H13V175H15V177H17V178H24V179H30V180H33V179H31V178H34V179H36V177H41L40 179L41 180H43L44 179V173H43V171H41V172H36V171H34L33 170V165H36V162L35 163H28V161L25 163V161L24 160ZM103 161V162H102ZM188 161V162H187ZM13 162V163H12ZM16 162V163H15ZM131 162V163H132ZM179 162V163H178ZM185 162V163H184ZM186 162L187 163H189L188 164V166H187V164H186ZM219 162V163H218ZM222 162H224V163H222ZM11 165H9V164ZM106 163V162H105ZM107 163H109V161L107 162ZM106 163V164H107ZM123 163L122 162H120V160H119V164L121 165L122 164V166H123ZM134 163H135V161H134ZM149 163V162H148ZM223 165H222V164ZM8 164V165H7ZM28 164V165H27ZM104 164V163H103ZM110 164V163H109ZM108 164V168H110L111 166ZM133 164V163H132ZM150 164V163H149ZM178 164V166H179V164H180V166L178 167V166H176ZM146 165H148V164H146ZM219 165V166H218ZM32 166V167H31ZM105 166V165H104ZM103 166V167H104ZM123 166V167H124ZM8 167V168H7ZM19 167V168H18ZM106 167H107V165H106ZM106 167H104V168H106ZM148 167V166H147ZM176 167H178V168H176ZM180 167L183 169H181L180 170ZM221 167V168H220ZM76 168H79V169H76ZM93 168H95V169H93ZM1 169H2V171H1ZM81 169V170H80ZM82 169H84V171H82ZM91 169H93V170H91ZM189 169H191V168H189ZM16 170V171H15ZM172 170H171V173L170 174H173L172 173ZM192 170V169H191ZM190 170V171H191ZM81 171V172H80ZM175 171H174V173H175ZM74 172V173H73ZM78 172H80V173H78ZM89 172H90V174L92 173V176L90 175L89 176ZM178 172V175L176 174V178H177V176H179L180 175V173ZM16 173H17V175H16ZM36 173H38V174H36ZM78 173V174H77ZM96 173H99V174H96ZM190 173V172H189ZM184 174H182L183 175V177H184ZM191 174H192V171H191ZM20 175V176H19ZM29 175V176H28ZM38 175V176H37ZM58 175V174H57ZM76 175V176H75ZM182 175L181 176H179L178 177V179L180 180V178H182ZM189 176L188 174H185V176ZM193 175V174H192ZM19 176V177H18ZM28 176V177H27ZM36 176V177H35ZM60 176V175H59ZM94 176H95V178H94ZM187 176H186V181L189 179H187ZM211 176H213V175H209V174H205V176H204V182L206 183V186H207V194L209 195V198H211L212 197V190H210L211 189V187L210 186H212L213 185V183H214V180L212 179V177ZM190 177V176H189ZM192 177V176H191ZM191 177H190V180H192L193 181V179H191ZM70 178V179H71ZM91 178H92V180H91ZM193 178V177H192ZM214 178V177H213ZM62 179V181H63V179L65 180V178H61ZM95 181H94V180ZM183 179V178H182ZM91 180V181H90ZM184 180H185V177H184ZM189 180V181H190ZM35 181V180H34ZM44 181V180H43ZM94 182V183H98L97 185L98 186H95L96 184H94V183H91V182ZM189 181H187L186 183H190ZM7 183V184H6ZM20 183H21V185H20ZM154 183V182H153ZM192 183V182H191ZM45 184V181L44 182H42L40 185H43L42 187L43 188H46L43 192L42 191H40L39 193H32V192H29L28 193V191H30L27 187H24V186H26V185H24L22 182H3V183H0V213H4L5 215H4V217L3 218H0V260H2L3 262H1L0 261V264H24L25 262H27V263H25V264H28V263H30V262H32V261H36V262H38V261H46V257H48V256H46L45 257V255L43 254V252L41 251V246L42 247H45V249H48V253H51L50 255H49V257H48V264H82V262H83V260L86 258V257H88L89 258V256H86V254L87 255H89L88 253H92V256L90 257L91 259H92V257H93V259H94V261H93V259L91 260V263H93V264H96V263H94V262H97V264H99V259H101L100 257H102L103 256V253H100V251L101 252H103V250L104 249H101L103 246H105V241L107 240L108 241V238H106V236L108 235V233H107V235H106V231L107 232H109L108 230H110L109 228H106V230H105V228H103L104 226L103 225H101L100 224V220H101V206H99L98 205V203L97 202H95L93 199V197H90L89 195H86L84 198H78V200H76V201H72V197H73V192L75 191L74 189V187L75 186H72V185H74V184H72V183H70V184H67V183H63V185H56V186H52V185H48L47 183H46V185H44ZM212 184V185H211ZM92 185V186H93ZM187 185V184H186ZM192 185H193V183H192ZM19 186H20V188H19ZM52 188H51V187ZM186 187V186H185ZM191 188V186H190V184H189V186H187L186 187V189L188 188V189H190ZM49 188H51V189H49ZM66 188H68V189H66ZM192 188L194 189V187L192 186ZM101 189V188H100ZM50 190V191H49ZM52 190V191H51ZM61 190V191H60ZM65 190V191H64ZM71 190V191H70ZM190 190H192V189H190ZM60 191V192H59ZM4 192V193H3ZM45 192L47 193V192H51V196H50V200L51 201H46L44 198H45ZM57 192V193H56ZM59 192V193H58ZM70 192V193H69ZM193 193L195 192L194 190L192 191ZM55 193V194H54ZM68 193V194H67ZM50 194V193H49ZM57 194V195H56ZM53 195H54V197H53ZM59 195V196H58ZM61 195V196H60ZM70 195H72V197H70V202H68V204L69 205H62L63 203H66V197H69ZM207 195V196H208ZM47 197H49V196H47ZM53 197V198H52ZM53 200H52V199ZM195 198V199H194ZM193 199H192V203H193V205H196L195 207H199V208H202V206L204 205V204H206V199H202V202L200 203V201H197L198 200V197L196 198V197H194ZM2 199H4V201L5 202H7L11 207H12V205H13V210H14V214L13 213H9V214H6V207H7V203H4L3 201H2ZM80 199V200H79ZM72 201V202H71ZM29 204V205H28ZM22 207V208H21ZM27 207V208H26ZM61 207V208H60ZM62 207H64V208H62ZM70 207H72L71 209H70ZM16 208V209H15ZM16 210V211H15ZM96 211V212H95ZM15 213H17V214H15ZM20 213V214H19ZM23 217V218H22ZM97 218V219H96ZM39 219V220H38ZM205 220L207 221V222H210L209 221V218L208 217H205ZM24 221V222H23ZM68 222V223H67ZM24 223V224H23ZM91 223V224H90ZM21 224V225H20ZM30 224V225H29ZM32 224V225H31ZM39 225L41 226V227H39ZM94 225V226H93ZM100 226V227H99ZM21 227H22V229H21ZM25 227H27L25 230H24V228ZM34 227V228H33ZM39 227V228H38ZM89 228H93L92 230H93V232H91V230L89 231ZM94 228H96V229H94ZM38 229V230H37ZM103 229V230H102ZM108 229V230H107ZM28 230V231H27ZM25 231V232H24ZM35 231H36V233H35ZM104 231H105V233H104ZM28 232V233H27ZM38 232V233H37ZM105 234V238H104V234ZM31 234V235H30ZM88 234V235H87ZM82 237V238H81ZM85 239H84V238ZM87 237V238H86ZM106 239V240H105ZM41 240V241H40ZM39 241V242H38ZM94 241V242H93ZM106 241V242H107ZM103 244V245H102ZM41 245V246H40ZM47 245V246H46ZM91 250H93V251H91ZM75 251V252H74ZM114 252V251H113ZM113 252H111V253H113ZM36 253H37V255H36ZM76 253H77V255H76ZM42 255V256H41ZM85 255V256H84ZM98 255V256H97ZM108 257H109V255H110V253H109V255H108V253L106 254ZM112 255H114V253L112 254ZM96 256V257H95ZM107 256H105V258L107 259V260H109L108 259V257ZM95 257V258H94ZM21 258V259H20ZM60 258V259H59ZM21 260H22V262H21ZM81 261V262H80ZM93 261V262H92ZM6 262V263H5ZM85 263V260H84V262H83V264ZM88 264H90V263H88Z\"/></svg>",
    "mask_w": 264,
    "mask_h": 264
}]
</instances>
